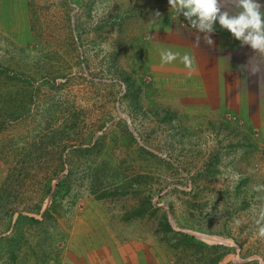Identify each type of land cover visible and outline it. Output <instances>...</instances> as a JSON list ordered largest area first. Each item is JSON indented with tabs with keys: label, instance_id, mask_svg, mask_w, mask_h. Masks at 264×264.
<instances>
[{
	"label": "rangeland",
	"instance_id": "rangeland-1",
	"mask_svg": "<svg viewBox=\"0 0 264 264\" xmlns=\"http://www.w3.org/2000/svg\"><path fill=\"white\" fill-rule=\"evenodd\" d=\"M130 1L0 0V264H264L257 130L152 99Z\"/></svg>",
	"mask_w": 264,
	"mask_h": 264
},
{
	"label": "crops",
	"instance_id": "crops-1",
	"mask_svg": "<svg viewBox=\"0 0 264 264\" xmlns=\"http://www.w3.org/2000/svg\"><path fill=\"white\" fill-rule=\"evenodd\" d=\"M126 6L132 7L133 17L128 20L131 19V28H136V40L143 47L146 72L152 80L147 93L184 119L202 123L198 127L222 123L245 129L243 134L256 129L257 140L250 142L253 137L247 134L249 142L256 146L251 149V158L259 171L249 173V166L244 167L254 182L264 179V58L250 46L242 47L219 24L210 34L214 46H208L203 41L204 34L197 33L182 15L170 9L168 0H133ZM157 11L161 17H155ZM197 35L201 37L199 46ZM164 50L180 56L172 63H162L160 54ZM185 54L193 60L191 69L180 58ZM257 64L260 70L253 75L251 70ZM244 136L239 137L240 145L249 149ZM245 152L248 160L249 152Z\"/></svg>",
	"mask_w": 264,
	"mask_h": 264
},
{
	"label": "clouds",
	"instance_id": "clouds-1",
	"mask_svg": "<svg viewBox=\"0 0 264 264\" xmlns=\"http://www.w3.org/2000/svg\"><path fill=\"white\" fill-rule=\"evenodd\" d=\"M168 4L197 33L204 34L203 41L208 46H214L210 34L216 31L218 22L220 28L227 30L242 47L250 46L255 54L264 58V3L261 0H168ZM155 17H161V13L157 11ZM200 40V35H197L198 46ZM160 55L162 63H172L180 56L171 50H164ZM180 58L186 67L192 68L190 55ZM259 70L257 64L251 71L255 75ZM261 219L264 220V211L261 212ZM259 234L264 237V226L260 227Z\"/></svg>",
	"mask_w": 264,
	"mask_h": 264
},
{
	"label": "trees",
	"instance_id": "trees-1",
	"mask_svg": "<svg viewBox=\"0 0 264 264\" xmlns=\"http://www.w3.org/2000/svg\"><path fill=\"white\" fill-rule=\"evenodd\" d=\"M46 216H48V211L46 210L44 213H43V217L46 218ZM31 220H35V221H39V219H35L33 217H29Z\"/></svg>",
	"mask_w": 264,
	"mask_h": 264
}]
</instances>
